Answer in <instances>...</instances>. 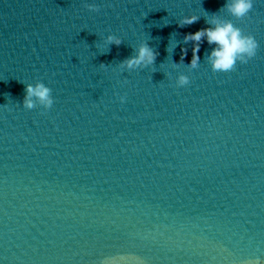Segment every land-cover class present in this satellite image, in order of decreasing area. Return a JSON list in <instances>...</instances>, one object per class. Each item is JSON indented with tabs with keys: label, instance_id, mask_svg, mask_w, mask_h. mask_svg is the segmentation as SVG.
Here are the masks:
<instances>
[{
	"label": "water",
	"instance_id": "1",
	"mask_svg": "<svg viewBox=\"0 0 264 264\" xmlns=\"http://www.w3.org/2000/svg\"><path fill=\"white\" fill-rule=\"evenodd\" d=\"M225 3L0 0V264H264V0ZM213 14L258 43L231 72L206 40L187 65ZM36 82L51 109L22 106Z\"/></svg>",
	"mask_w": 264,
	"mask_h": 264
},
{
	"label": "clouds",
	"instance_id": "2",
	"mask_svg": "<svg viewBox=\"0 0 264 264\" xmlns=\"http://www.w3.org/2000/svg\"><path fill=\"white\" fill-rule=\"evenodd\" d=\"M253 7V0H226L223 9L235 17L236 19L245 18ZM90 11H98L94 5H88ZM200 17L196 15L185 16L179 21L180 27H185L196 23ZM208 27L202 28L194 33H188L184 36V44L192 42V57L188 67L196 69L200 64V56L198 55L202 43L207 42L211 47L207 54V62L211 66L213 72H231L235 69L237 63L245 64L253 58L258 48V43L252 35L244 34L243 31L234 25L231 20L221 19L213 14L210 20L206 21ZM106 43L109 45L119 46L122 41L120 38L109 34L106 37ZM136 55L130 56L120 62V67L127 70H135L153 65L156 61L158 53L149 46L148 43L142 42L135 49ZM187 55V49H182L180 62L174 63L179 67L180 63H184ZM178 87L189 84V77L185 74L178 75L176 79ZM121 103L125 101V97H120ZM54 103L52 90L43 82L25 85V95L22 100V106L31 110L37 105L43 109H51ZM114 264V262H113Z\"/></svg>",
	"mask_w": 264,
	"mask_h": 264
}]
</instances>
